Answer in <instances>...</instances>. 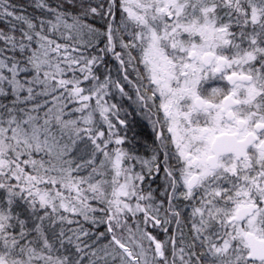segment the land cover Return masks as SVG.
<instances>
[{"label":"snow or ice","instance_id":"6c2138e0","mask_svg":"<svg viewBox=\"0 0 264 264\" xmlns=\"http://www.w3.org/2000/svg\"><path fill=\"white\" fill-rule=\"evenodd\" d=\"M0 264H264V0H0Z\"/></svg>","mask_w":264,"mask_h":264}]
</instances>
